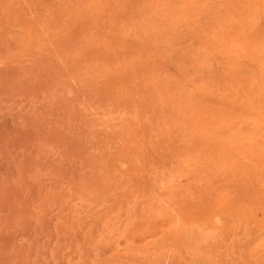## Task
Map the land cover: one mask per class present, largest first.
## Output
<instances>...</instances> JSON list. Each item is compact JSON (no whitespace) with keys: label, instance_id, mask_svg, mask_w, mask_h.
<instances>
[{"label":"rangeland","instance_id":"rangeland-1","mask_svg":"<svg viewBox=\"0 0 264 264\" xmlns=\"http://www.w3.org/2000/svg\"><path fill=\"white\" fill-rule=\"evenodd\" d=\"M0 264H264V0H0Z\"/></svg>","mask_w":264,"mask_h":264},{"label":"bare ground","instance_id":"bare-ground-1","mask_svg":"<svg viewBox=\"0 0 264 264\" xmlns=\"http://www.w3.org/2000/svg\"><path fill=\"white\" fill-rule=\"evenodd\" d=\"M36 82H37V81H36ZM31 85H32V84H31ZM31 87H32V86H31ZM33 87H34V85H33ZM13 88H14V87H13ZM41 91H42V90H41ZM12 92H13V91H12ZM12 92H11V93H12ZM24 94H25V93H24Z\"/></svg>","mask_w":264,"mask_h":264}]
</instances>
